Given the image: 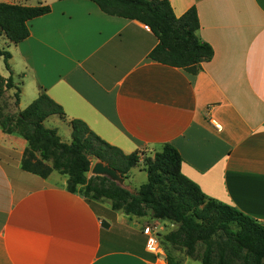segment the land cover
Instances as JSON below:
<instances>
[{"label": "crops", "instance_id": "crops-1", "mask_svg": "<svg viewBox=\"0 0 264 264\" xmlns=\"http://www.w3.org/2000/svg\"><path fill=\"white\" fill-rule=\"evenodd\" d=\"M169 2L176 17L196 9V35L213 50L196 75L149 59L157 39L146 25L88 0H0L50 7L28 22L24 41L0 37L10 54L0 75L20 84L17 111L43 92L66 120L83 121L124 154L173 146L181 173L207 197L264 224V0ZM54 121L57 131L67 125L70 142L67 121ZM25 148L0 129V264L167 263L144 233L165 234L164 221L70 193L56 172L23 171Z\"/></svg>", "mask_w": 264, "mask_h": 264}, {"label": "trees", "instance_id": "trees-1", "mask_svg": "<svg viewBox=\"0 0 264 264\" xmlns=\"http://www.w3.org/2000/svg\"><path fill=\"white\" fill-rule=\"evenodd\" d=\"M108 16L136 20L146 25L157 39L148 58L191 75L200 64L213 57L211 46L196 32L199 20L195 8L176 17L169 0H88ZM50 12V7H26L0 3V37L14 45L29 36L28 22ZM5 68L9 70L10 54L0 48ZM14 89L13 107L20 100V84L12 77L0 75V101ZM0 103V129L21 137L26 148L21 169L46 179L56 172L67 177L66 189L90 201L107 200L112 211L129 217L149 216L169 221L178 228L162 236L174 248H184L193 257L198 242L204 245L200 264H264V224L227 204L207 197L194 182L181 173L178 151L166 144L160 152L143 159L147 182L136 191L118 187L104 177H90L91 158L101 161L124 177L137 166L140 152L124 154L94 134L81 120H66L62 108L41 92L22 111L10 113ZM51 116L67 121L70 142L65 143L56 129L44 122ZM167 264H180L167 254Z\"/></svg>", "mask_w": 264, "mask_h": 264}, {"label": "rangeland", "instance_id": "rangeland-1", "mask_svg": "<svg viewBox=\"0 0 264 264\" xmlns=\"http://www.w3.org/2000/svg\"><path fill=\"white\" fill-rule=\"evenodd\" d=\"M0 67L3 70L4 61L2 58H0ZM14 80L17 81V78L16 79L14 78ZM7 94H8V91L4 94L0 103L3 106L5 105L8 108L7 110L13 114L17 110L16 108L13 107V97ZM54 120H57L56 116L49 117L48 119L45 120L44 126L49 129H54L55 127ZM62 122H64V120H62ZM66 126L67 125L65 124L63 125L62 123L58 124L57 134L60 136L61 140L62 139L67 140L66 136L64 135V132L66 131V128H67ZM65 143H69V142H65ZM140 153H141L140 160L137 166L129 170L128 173L124 177H122L124 180V186H127L131 192L136 191L141 185L147 182V173L145 172L143 159L144 157L149 156L150 154L145 151H142ZM95 162H97V160H95L94 158H91V167ZM86 177L87 178L92 177L90 175V171L86 174ZM101 202H104V204L105 203L109 204L107 200H104ZM106 204L105 206H107ZM164 222L167 227L166 231H164L165 234L171 231L177 230L178 228L177 224L171 223L169 221H164ZM147 235L149 237H152L156 241V248H157L156 250L163 253V259L167 260L166 256L168 254L173 258V260L177 261L180 264H200L201 255L204 250V245L202 243L198 242L196 244L193 257H189L185 254L184 248H174L173 246L163 242L162 236L164 234L158 233L156 230H152V234H147Z\"/></svg>", "mask_w": 264, "mask_h": 264}, {"label": "water", "instance_id": "water-1", "mask_svg": "<svg viewBox=\"0 0 264 264\" xmlns=\"http://www.w3.org/2000/svg\"><path fill=\"white\" fill-rule=\"evenodd\" d=\"M90 175L93 177L95 176L104 177L109 181L115 183L118 187L130 191L127 186H124V180L121 174L118 171L108 167L101 161H97L92 165L90 170ZM101 224L105 228L108 227V224H106L104 221H102Z\"/></svg>", "mask_w": 264, "mask_h": 264}, {"label": "built area", "instance_id": "built-area-1", "mask_svg": "<svg viewBox=\"0 0 264 264\" xmlns=\"http://www.w3.org/2000/svg\"><path fill=\"white\" fill-rule=\"evenodd\" d=\"M146 29H148V27L146 26L145 27ZM145 234H149L148 233V230H145L144 231ZM147 248L152 251V252H158L156 249V241L152 238V237H149L148 240H147ZM167 264V263H165Z\"/></svg>", "mask_w": 264, "mask_h": 264}]
</instances>
